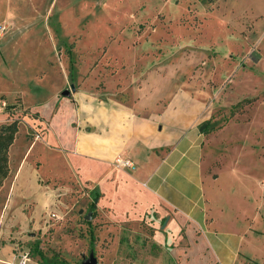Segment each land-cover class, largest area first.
Listing matches in <instances>:
<instances>
[{"label":"rangeland","instance_id":"1","mask_svg":"<svg viewBox=\"0 0 264 264\" xmlns=\"http://www.w3.org/2000/svg\"><path fill=\"white\" fill-rule=\"evenodd\" d=\"M142 90L162 105L170 93L183 97L175 103L200 115L193 133L203 135V187L216 203L207 228L182 225L170 210L115 219L103 196L95 210L86 194L104 191L101 172L88 160L75 175L36 138L41 120L31 111L50 117L53 144L70 145L73 130L58 129L69 102L86 108ZM15 98L25 111L5 112L1 101ZM14 117L0 264L24 249L28 264H220L228 248L236 264H264V0H0V125Z\"/></svg>","mask_w":264,"mask_h":264},{"label":"crops","instance_id":"2","mask_svg":"<svg viewBox=\"0 0 264 264\" xmlns=\"http://www.w3.org/2000/svg\"><path fill=\"white\" fill-rule=\"evenodd\" d=\"M178 95L181 96L180 93ZM182 98L173 97L170 93L162 105L159 95L142 90L131 100L108 98L100 103L93 102L86 108L80 106L75 109L68 101L72 116L59 120L58 129L68 126L73 130L70 145L63 143L60 137H57L58 144H53L49 137L54 126L50 117L44 118L40 106V110L30 111L41 120L40 132L36 134L39 143L62 152L75 175H80L81 164L88 160L92 162L93 171L101 172L100 178L107 182L104 191L95 197L92 191L86 194L91 197L90 205L93 203L95 210H101L97 198L103 196L104 213L116 215L115 219L131 210L138 214L148 211L164 214L170 210L182 225L188 221L192 225L206 227L211 201L216 203L210 187L207 191L203 187V135L202 132L193 133L200 115L193 117L191 110L186 112L190 104L177 103V106L175 100ZM58 102L57 98V103L55 101L50 109L51 116L61 107ZM69 156L77 158L76 161ZM116 157L129 159L133 166L116 165ZM205 231L202 233L204 236ZM242 236L239 238L241 242L244 241ZM226 237L232 239L229 233ZM233 246L240 248L241 244ZM230 250L226 249L229 257L222 255L220 264H236L238 252Z\"/></svg>","mask_w":264,"mask_h":264},{"label":"trees","instance_id":"3","mask_svg":"<svg viewBox=\"0 0 264 264\" xmlns=\"http://www.w3.org/2000/svg\"><path fill=\"white\" fill-rule=\"evenodd\" d=\"M3 101L6 102L5 106H3V110L5 112L14 113V111H25V108H22L23 105L20 98H15L14 101L10 103L7 100ZM239 104L240 102L235 104V106H238ZM19 120L20 119L18 117H14L8 123L0 125V186L10 171L9 148L16 138ZM92 206L94 207L95 205L92 203ZM94 215L95 214L93 213L92 216Z\"/></svg>","mask_w":264,"mask_h":264},{"label":"built area","instance_id":"4","mask_svg":"<svg viewBox=\"0 0 264 264\" xmlns=\"http://www.w3.org/2000/svg\"><path fill=\"white\" fill-rule=\"evenodd\" d=\"M5 26H2V29H4ZM6 102L1 101L2 107L5 106ZM38 137V135H36ZM116 165L120 167H132L133 164L129 159H125L122 157H116L115 159ZM31 259V253L28 249L21 250L17 253V256L15 257V261L12 262V264H28Z\"/></svg>","mask_w":264,"mask_h":264},{"label":"water","instance_id":"5","mask_svg":"<svg viewBox=\"0 0 264 264\" xmlns=\"http://www.w3.org/2000/svg\"><path fill=\"white\" fill-rule=\"evenodd\" d=\"M73 89H74V87H73V85H71V90H73ZM70 92H71V91H70L69 89H65V90L62 92V95H64V96H68V95H70ZM202 129H203V128L201 127V130H202ZM79 212L81 213L82 210H80ZM85 218H86V219H90V218H92L91 213H87V214L85 215ZM83 264H97V263H96V258H94V257H90V259L84 261Z\"/></svg>","mask_w":264,"mask_h":264},{"label":"flooded vegetation","instance_id":"6","mask_svg":"<svg viewBox=\"0 0 264 264\" xmlns=\"http://www.w3.org/2000/svg\"><path fill=\"white\" fill-rule=\"evenodd\" d=\"M90 259V258H89ZM86 261V260H85Z\"/></svg>","mask_w":264,"mask_h":264}]
</instances>
